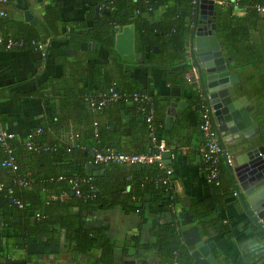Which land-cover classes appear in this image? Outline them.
Here are the masks:
<instances>
[{
  "label": "trees",
  "instance_id": "16d2710c",
  "mask_svg": "<svg viewBox=\"0 0 264 264\" xmlns=\"http://www.w3.org/2000/svg\"><path fill=\"white\" fill-rule=\"evenodd\" d=\"M218 1L221 2L216 3L214 7L215 34L222 49L234 62L240 58L257 56L246 38L249 28L259 16L258 13L264 11V0ZM104 4L107 13L89 29L76 33V36L90 39L99 46L110 49L113 26L131 24L135 50L142 51L145 45L150 48L157 47L155 52L151 49L143 52L142 58L133 64L158 69L163 82L182 89L184 76L189 68L185 60L184 43L190 33L196 3L193 0H105ZM157 9L161 10L159 17L155 19L153 13ZM234 10H241L244 15L235 16L231 13ZM0 32L4 36L38 40L37 33L29 29V26L21 22L15 23L5 16L0 18ZM119 71L121 84L110 80L107 86L94 90L90 87L85 89L86 94H83L82 101L89 110L87 129L82 133L75 132L77 136L72 143L38 140L36 135L29 139L31 149L28 150L21 144V149L15 150L16 147L11 141L14 148V167L2 165L6 155L0 146V229L4 238L2 243L5 248L10 246L24 252L21 264H40L36 260L38 254L26 251L28 243L36 244L42 238L45 243H55L60 233L62 248L65 254L70 255L71 262H79L84 255L85 264H116V247L107 236L106 227L86 226L85 214L96 207L111 208L117 205L124 211H136V202L139 201L148 203L147 210L150 214L170 213V220L165 223L152 220L149 234L153 241L142 242L138 235H133L130 244L120 248V255L126 257L129 247L137 249L141 246V249L152 248L166 263L188 264L187 250L181 243L177 222L171 211L176 196L171 183L164 180L163 170L156 163L129 165L130 167L124 169V177L118 182L112 175L118 170L119 164L92 163L90 153L106 148L125 153L155 152L154 146L162 141L164 148L174 153L175 149L187 145L175 138L177 130L184 124H166L160 112L161 106H157L159 99L147 90L132 85L126 72ZM100 75L101 67H92L88 74L90 82L98 83ZM110 87L118 94L116 99L98 108L87 105L88 100L97 101L98 95ZM187 88L190 90L187 111L189 117L194 118L195 132L200 135L198 124L201 121L203 104L195 87L191 85ZM134 93H144L149 98L147 101H133L131 96ZM126 104L128 106L125 112L129 119L122 127L103 118L102 115L110 109ZM149 108L152 109L151 131L144 121ZM97 115L100 116L99 120ZM132 121L138 125L131 127ZM192 130L194 132V129ZM128 134L135 142V148L131 151L123 150L126 145L122 138ZM44 145L48 149H44ZM216 166L219 173H225L221 155ZM107 167L110 171L106 170ZM58 176L62 179H57ZM69 178H89L79 184L80 197L68 192ZM18 181L25 182L27 188L18 185ZM219 186H222L221 183ZM219 186L213 187L217 193ZM62 191L67 192L65 199H48V194H59ZM145 194L148 196L147 201L142 199ZM203 207L200 211L203 213H198V203L189 207L197 225L199 218L200 224L204 223L202 218L205 216V206ZM249 227L264 239L262 231L252 225ZM0 264L14 263L7 254H1Z\"/></svg>",
  "mask_w": 264,
  "mask_h": 264
},
{
  "label": "crops",
  "instance_id": "0c3cea01",
  "mask_svg": "<svg viewBox=\"0 0 264 264\" xmlns=\"http://www.w3.org/2000/svg\"><path fill=\"white\" fill-rule=\"evenodd\" d=\"M213 1L215 7L216 0ZM104 2L105 0H7L0 5L5 9V17L8 20L26 24L37 33L38 40H48L43 56L29 43L30 40L36 39L26 40L10 35L18 41L23 40L24 44L11 49L0 48V124L14 134L12 141L15 150L21 149V144L36 135L38 140L66 144L70 133L85 131L89 113L82 101L83 94H86L85 89L90 87L94 90L107 86L110 80L121 84L119 70H122L130 77L132 85L147 90L160 100L157 101V106H161L160 112L166 124H184L177 130L175 138L187 145L175 149L174 153L168 149L170 156L165 159L166 166L170 169L172 190L176 196L171 211L178 229L195 225L205 241L214 243L212 253L226 264H264V239L249 227L252 225L260 230L243 212L236 195H233L223 158L225 173L218 172V183L214 185L204 181L200 152L201 135L195 132L194 118L189 117L187 111L190 95L188 86L195 87L198 98L205 108L206 106L196 70L189 64L187 48L185 47V60L189 68L184 76L183 88L179 89L163 82L158 69L135 66V60L120 59L114 51L113 43L110 49H105L90 39L77 37L76 33L89 29L107 13ZM24 10L29 11L31 22L24 20ZM160 10L154 11L153 18L159 17ZM260 12L249 28L246 38L250 47L256 51L255 57L232 61L222 49L215 34L219 50L228 63L230 72L238 76L239 83L236 87L239 89L235 94L244 96L249 101V106L256 108L253 118L257 122L258 131L249 139L250 148L264 146V11ZM231 13L238 17L244 15L241 10ZM82 42H86V45L81 47ZM94 66L101 67L98 83L90 82L88 76ZM127 106L128 104L119 105L102 116L122 127L129 119L125 112ZM167 116H171L170 121L166 120ZM97 118L99 120L100 116L97 115ZM137 125L131 122V127ZM40 128L42 132L39 133ZM122 139L126 145L123 150L131 151L135 148V142L129 134ZM226 149L228 165L234 169L238 166L235 160L237 153L232 152L229 146H226ZM128 167L130 166L119 165L112 177L120 182L121 177H124V169ZM106 170L110 171V168L107 167ZM219 182L222 186H219ZM258 185L255 184L254 188ZM214 186H219L218 193L215 192ZM147 198L145 194L142 199L147 201ZM136 203L140 211H124L120 205L90 209L85 214V224L106 227L107 236L116 247V264H179L166 263L152 248L141 249V246L137 247L139 250L129 247L126 257L120 255V248L129 245L133 235H138L142 242L153 241L149 234L152 220L158 223L170 220V213L150 214L147 210L148 203ZM196 203L198 213H203L200 211L205 206L203 224H200L199 218L197 225L190 213L189 209ZM2 234L0 229V255L7 254L14 264H21L24 252L10 246L5 248ZM62 245L60 233L55 243H45L42 238L36 244L28 243L26 251L38 254L36 260L40 264H85L84 255L79 262H71L70 255L65 254ZM125 260L131 263H123Z\"/></svg>",
  "mask_w": 264,
  "mask_h": 264
},
{
  "label": "water",
  "instance_id": "95a60500",
  "mask_svg": "<svg viewBox=\"0 0 264 264\" xmlns=\"http://www.w3.org/2000/svg\"><path fill=\"white\" fill-rule=\"evenodd\" d=\"M195 3L190 33L184 43L190 56L189 64L195 68L197 80L199 78L201 95L222 158L226 161V146L237 153L235 156L237 167L232 169L226 163V172L232 190L243 212L264 233V146L248 147L251 144L249 139L258 131L257 122L253 118L256 108L250 107L249 101L244 96L235 94L239 89L236 87L239 83L238 76L230 72L214 34V1L195 0ZM23 18L31 22L29 11H23ZM112 30L114 51L123 61H139L143 52L149 49L153 52L157 50L156 46L150 48L145 45L142 51H136L131 24L115 25ZM84 44L86 45V42L80 43V46ZM166 120L170 121L171 116H167ZM169 156V151L161 153L165 165V159ZM257 183L259 185L254 188ZM179 235L187 250L188 264H226L216 258L212 251L214 243L210 240L205 241L195 225L180 229ZM238 260L239 258L236 261ZM123 263H131V261L125 260Z\"/></svg>",
  "mask_w": 264,
  "mask_h": 264
},
{
  "label": "built area",
  "instance_id": "2783aa9c",
  "mask_svg": "<svg viewBox=\"0 0 264 264\" xmlns=\"http://www.w3.org/2000/svg\"><path fill=\"white\" fill-rule=\"evenodd\" d=\"M195 3V0H193ZM221 1L216 0V3H220ZM5 3V0H0V5ZM261 9V8H259ZM6 16V11L4 8L0 6V18ZM30 45L40 52V55L43 56L45 54V49L48 43L47 39L44 40H30ZM24 44L23 40H16L10 36H4L0 32V48L3 49H11L16 46H21ZM118 94L110 87L107 89L106 92L100 93L98 95L99 99L95 100H88L87 105L89 107H101L104 106L108 101H112L116 99ZM148 96L144 93H134L131 96V100H148ZM151 117H152V109L149 108L148 112L144 117V121L147 123V128L151 131ZM95 124V123H93ZM198 130L200 131L201 135V145H200V152H201V165L202 170L204 172V181L207 184H214L218 183V169H217V161L218 157L221 155V149L218 144V141L214 135V130L212 128V123L208 114L207 108L203 106V111L201 114V121L198 124ZM39 129L36 130L38 132ZM76 133H70L67 137L69 143H72L74 138L76 137ZM14 138V134L4 129L0 124V146L2 147L6 157L2 160V165L6 167H14V148L11 146V141ZM23 146L26 149H31L30 140L27 139L23 143ZM155 152H142V153H125V152H115L112 149H104L103 151H93L92 152V163L93 164H100V163H116L119 165H143L147 163H156L157 166L163 170L164 172V180L170 182V169L162 162L161 153L167 151L164 148V144L160 141L155 146ZM44 149H48L47 146H43ZM226 163H228V159L226 158ZM57 179H62L61 176H58ZM87 179H67L68 184V192H70L75 197H80V189L79 184L83 181H87ZM171 183V182H170ZM18 185L23 188H27V184L23 181H18ZM1 187V185H0ZM235 195V193H233ZM49 200H63L67 197V192L62 191L59 194H48ZM20 207V204H18Z\"/></svg>",
  "mask_w": 264,
  "mask_h": 264
},
{
  "label": "flooded vegetation",
  "instance_id": "af4514ba",
  "mask_svg": "<svg viewBox=\"0 0 264 264\" xmlns=\"http://www.w3.org/2000/svg\"><path fill=\"white\" fill-rule=\"evenodd\" d=\"M206 26H207V29H208L209 28L208 24ZM214 34H215V16H214Z\"/></svg>",
  "mask_w": 264,
  "mask_h": 264
}]
</instances>
